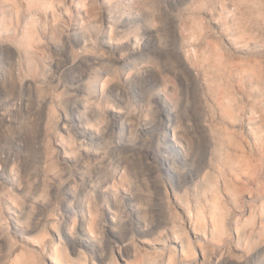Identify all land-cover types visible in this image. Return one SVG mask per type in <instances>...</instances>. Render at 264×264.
Segmentation results:
<instances>
[{"label": "rangeland", "instance_id": "obj_1", "mask_svg": "<svg viewBox=\"0 0 264 264\" xmlns=\"http://www.w3.org/2000/svg\"><path fill=\"white\" fill-rule=\"evenodd\" d=\"M0 7V264H177L233 245L250 260L230 264H252L254 249L264 253L246 234H264V0H1ZM75 30L88 37L72 41ZM10 32H31L29 61ZM101 33L108 43L145 48L124 51L130 68L100 74L110 120L96 145H106L112 162L85 170L82 180L87 146L79 157L60 152L89 143L75 127L84 100L96 103L80 61L113 65L120 55L101 47ZM156 110L171 113L147 128L161 119ZM120 115L124 128L114 122ZM172 116L187 160L172 155ZM165 136L170 144H158ZM119 163L125 179L97 193L102 205L92 222L84 202ZM12 191L29 194L16 215ZM28 214V223L15 224Z\"/></svg>", "mask_w": 264, "mask_h": 264}, {"label": "bare ground", "instance_id": "obj_2", "mask_svg": "<svg viewBox=\"0 0 264 264\" xmlns=\"http://www.w3.org/2000/svg\"><path fill=\"white\" fill-rule=\"evenodd\" d=\"M0 5H1V0H0ZM9 11L10 13L8 12V14L10 15H14L15 14V5L14 3H9ZM1 8V7H0ZM131 13V12H130ZM115 14V13H114ZM119 14V13H118ZM7 15V13H6ZM116 15V14H115ZM120 15V14H119ZM2 16V15H1ZM0 16V24L2 23V21H4V18H1ZM4 16V15H3ZM134 16V14H133ZM5 17V16H4ZM14 17V16H13ZM58 17V16H57ZM60 17V15H59ZM82 17V16H81ZM121 17V16H120ZM123 17V16H122ZM137 17V16H136ZM135 17V18H136ZM6 19V17H5ZM11 19V18H10ZM14 18H12L13 20ZM60 19V18H59ZM114 19V17H113ZM112 19V20H113ZM7 20V19H6ZM15 20V19H14ZM111 20V21H112ZM122 20V19H121ZM9 21V20H8ZM106 21V20H105ZM110 21V20H109ZM132 21V20H131ZM121 22V21H120ZM129 22V21H128ZM5 23V22H3ZM9 23H12V22H9ZM131 23V22H130ZM132 24V23H131ZM8 25V24H7ZM123 25V24H122ZM3 27V26H1ZM152 27V26H151ZM5 28V27H4ZM9 28V26H8ZM7 28V29H8ZM24 29V28H23ZM147 29V28H146ZM146 31V30H145ZM114 32V30L112 31ZM137 32V31H136ZM115 33V32H114ZM126 33V32H125ZM150 33V32H149ZM5 34V33H4ZM25 34V33H24ZM28 35L24 36V35H21L19 36L18 38L14 37V34L12 32H10V34L7 36V37H11L10 38V41L12 42V44L16 45L19 50H20V53L24 56L26 53H27V56L25 59H28V61L31 59V57L29 56V52H30V47L32 45V34L31 32L28 33ZM138 34V33H137ZM141 34V33H140ZM152 34V33H151ZM3 34L0 32V37L2 36ZM112 35V34H111ZM129 35V34H128ZM82 36H85L88 37L87 35V32L84 34V33H81L80 31H76L75 32H72L71 34V39L72 41H79V39L82 37ZM100 38L103 40L102 44H101V47L102 48H106L110 53L112 54H120L119 56L117 55V59H116V64H113V65H109V64H105V62L101 59V58H96L95 60H91L92 63L90 62H85L84 60H81L80 64L78 65V68L81 69L83 72L80 73V78H84V76H88L90 78V81H89V94L93 95L94 96V99H96V103L98 104V106H96V103H94V106L92 105V102L90 101V98H86L84 100V102L82 103L81 105V109L79 110V112L81 111L82 114L80 116H82L80 118L81 122L83 123V125H80V124H77L75 125L77 131L81 132L85 137H87V139L89 140L88 144H85V143H81L79 145H77L75 143V145H72V146H64L62 149H61V156L63 155V153H65V157L66 156H72V157H79L78 156V152L79 150L81 149L82 146H87L86 147V152H84V156L79 158L80 160V164H81V173L83 174L79 179H84V175H85V170L87 169H91L94 167V170L96 169V166L98 167L99 165H106V163L108 162L109 158H108V151L105 149L107 148L106 145H96L99 141V144H101L100 140L101 139H104L102 137V135L104 133H106L105 131L108 130V126H107V122L110 120V119H107L106 117V111L104 110V107H105V104L106 103H109L110 102V96H109V93L107 91V86H106V82L104 81V84L103 86H100V82L102 81V77L100 76V74H107V73H114V72H120V71H124L126 70V68H130V66L132 65H127L126 64V61L127 57H123L122 55L124 54V51L125 50H130L131 53L134 55V56H137V54L141 53V51L144 50L145 47H143V49H140V52H138V50L136 49V47L133 48L132 46V43L131 42H126L125 44H121V43H116V44H113V42H106L105 40V37L106 35L104 33H101L100 35ZM114 36V35H113ZM137 36V35H136ZM152 36V35H151ZM141 37V36H139ZM138 37V39H139ZM152 38V37H151ZM83 39V38H82ZM150 39V38H149ZM142 40V39H141ZM9 41V40H8ZM117 41V40H116ZM120 42V41H119ZM140 42V41H139ZM150 43V42H149ZM140 44V43H139ZM138 45V44H137ZM65 48V47H64ZM142 48V47H140ZM147 48V47H146ZM97 51V50H96ZM103 53V52H102ZM99 54V53H98ZM128 54V53H127ZM130 54V52H129ZM125 56V55H124ZM91 58V57H90ZM132 58V57H131ZM130 58V59H131ZM49 62V61H48ZM43 65V64H42ZM45 65V64H44ZM43 65V66H44ZM166 65V64H164ZM97 66V67H96ZM31 68V70L33 71H36V67L34 65H30L29 66ZM94 67V68H93ZM109 68V70H103L102 68ZM29 68V69H30ZM168 68V67H167ZM166 68V69H167ZM28 69V70H29ZM139 69V68H138ZM103 70V71H101ZM38 71V70H37ZM103 74V75H104ZM105 80V79H104ZM119 80V79H118ZM108 82V81H107ZM126 82V81H125ZM129 82V80H128ZM78 88V87H77ZM81 89V88H80ZM168 96V95H167ZM157 100V99H156ZM160 100V99H159ZM170 100V99H169ZM171 102V101H170ZM174 102V100H173ZM110 104V103H109ZM178 104V103H177ZM177 108V105L175 106ZM174 107V109L176 110V108ZM79 109V108H78ZM158 109V108H157ZM178 109V108H177ZM91 110V112H90ZM159 110V109H158ZM156 110V111H158ZM155 111V112H156ZM93 112V114H92ZM154 112V114H155ZM170 113L171 111H166V110H160L158 111V114L157 116L158 117H161V119H159L158 121H151V124H147V128H150L152 126V124H155L156 122H159L161 123L164 115H167V116H170ZM108 116V115H107ZM157 116H155L154 118H156ZM157 119V118H156ZM171 123H169V138H170V141H171V145L170 147L172 148L171 152H172V155H177L179 154L184 160H187V156L186 154H184L183 152H181L180 150H178V146H179V143L181 145V142L182 140H180V137L182 135H180L178 133V131L176 130L177 129V125H176V122L177 120L175 119L174 116L171 117ZM96 121L98 123H96ZM115 124L116 126H119L120 128H124L125 124H126V121L123 119V116H119L117 119H115ZM80 123V122H79ZM102 125L105 124V126L103 125L101 127H99V130L97 129V132L96 130H94L95 126L97 124H100ZM85 124H90V125H93L94 128H92L93 130H88V128L90 129V127H85ZM160 125V124H159ZM96 128H98V126H96ZM158 128V127H157ZM179 128V127H178ZM89 131V133H88ZM102 132V133H101ZM121 132V131H120ZM135 133V132H134ZM182 134V133H181ZM185 135V134H184ZM105 136V134H104ZM128 136V135H127ZM106 137V136H105ZM167 136H165V138L163 137V139L159 138V142H157L158 144L160 143H164L166 145H169L170 143L167 141ZM73 139H70L69 142H72ZM108 140V139H107ZM104 141V140H102ZM108 146V145H107ZM126 146V145H125ZM127 146H130V145H127ZM168 147V146H167ZM128 148V147H127ZM132 148V147H131ZM177 149V150H176ZM128 150V149H127ZM126 150V151H127ZM130 150H133L135 151V148H132ZM175 150V152H178L177 154H175V152L173 153V151ZM129 152V150H128ZM126 153V152H125ZM124 153V154H125ZM82 154V153H81ZM189 156V155H188ZM119 161L122 160L121 157H119L118 159ZM135 160V159H134ZM177 160V159H176ZM107 161V162H106ZM112 162L111 160H109V163ZM122 164V163H121ZM120 163L117 165L116 169H115V172L114 174L110 177V179L108 181L105 182V184H102L101 186H93L92 188V191L90 192V195L87 197V199L85 200V206H87L89 208V211H91V214L92 215V222L96 220V214L98 212V207L99 205H102L101 202L99 201L98 197H97V193L101 190H106V191H109L110 189L112 190L113 188L112 187H116L117 184L121 181L123 182L124 179H125V170L123 169V165H121ZM109 166V165H108ZM15 175V174H14ZM16 178V176H14ZM13 177V178H14ZM11 178V177H10ZM121 184V183H119ZM123 185V184H122ZM118 187V186H117ZM115 189V188H114ZM117 190V188H116ZM115 192V190H114ZM113 192V193H114ZM12 195V199L14 200V205L17 207H12V209H14V215L15 212L17 211H23L24 210V205H25V197L28 196L29 194L26 193V195H21L17 192H10ZM90 213V212H89ZM255 213V212H254ZM264 213V212H263ZM17 217V218H16ZM24 217L21 218L20 215L19 216H15V224L16 225H22L23 223H28V219H29V214L26 215V216H22ZM77 219V218H76ZM218 218H216L217 220ZM219 223H221V221L218 219L217 220ZM263 221H264V218H263ZM230 223V221H227ZM260 222L261 220H259V223L258 225L260 226ZM264 223V222H263ZM217 224V222H216ZM24 226V225H23ZM248 228L247 226H245V229L244 231H246ZM85 229V228H84ZM85 231V230H84ZM83 231V232H84ZM248 235V238H250V241H253L254 239H259L260 241V247L264 246V234L259 230V234H254V236H251L250 234L252 233H249L247 232L246 233ZM263 234V235H262ZM250 235V237H249ZM217 236L219 237V240L220 241H223V238L220 234V232L217 233ZM247 239V238H246ZM241 239H239V242H240ZM176 242H179V244L181 243L183 246H184V240H183V243H182V240H176ZM244 243V242H243ZM219 250V249H218ZM241 250V248L238 246V245H233V250H232V247L230 246H227V248H224L222 251H220L219 253L216 252V253H213L211 256L209 257H206L203 253V255L200 256V258H197V259H194V260H187V261H178L177 264H230V260H234V261H239V262H242L243 260H246V261H249L247 260V256L249 255L248 253H242L239 252ZM254 260V262L252 264H258L257 262V256L260 258L262 256V263L264 264V253L261 254L259 253L258 254V249H254V252L252 253V255H250ZM221 258H223V260L221 262L218 263V260H220ZM250 258V257H249ZM138 260V258H137Z\"/></svg>", "mask_w": 264, "mask_h": 264}]
</instances>
